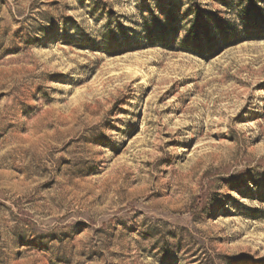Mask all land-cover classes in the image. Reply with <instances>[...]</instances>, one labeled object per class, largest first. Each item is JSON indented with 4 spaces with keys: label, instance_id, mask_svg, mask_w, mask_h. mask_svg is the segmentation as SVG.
I'll return each mask as SVG.
<instances>
[{
    "label": "rangeland",
    "instance_id": "rangeland-1",
    "mask_svg": "<svg viewBox=\"0 0 264 264\" xmlns=\"http://www.w3.org/2000/svg\"><path fill=\"white\" fill-rule=\"evenodd\" d=\"M224 1L0 0V264H264V40L183 49Z\"/></svg>",
    "mask_w": 264,
    "mask_h": 264
},
{
    "label": "trees",
    "instance_id": "trees-1",
    "mask_svg": "<svg viewBox=\"0 0 264 264\" xmlns=\"http://www.w3.org/2000/svg\"><path fill=\"white\" fill-rule=\"evenodd\" d=\"M224 6L228 10H233L239 25L234 27L216 19L213 27H210L211 20L204 22L198 17V20L194 22V25L185 35L183 45L185 51L204 57L207 54L204 51H208V55L211 56L219 47H229L243 41L264 40V0H241L235 7L225 5L224 1ZM182 20H186V16ZM173 30L176 33L177 29ZM166 35V31L159 30L153 35L150 33L148 40L166 43L164 39ZM191 44L198 52L189 49ZM206 46H208V50L205 49Z\"/></svg>",
    "mask_w": 264,
    "mask_h": 264
}]
</instances>
